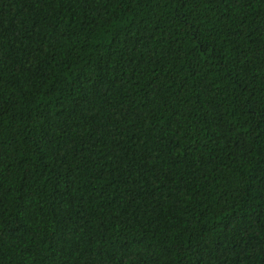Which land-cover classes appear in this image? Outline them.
<instances>
[{
	"label": "trees",
	"instance_id": "obj_1",
	"mask_svg": "<svg viewBox=\"0 0 264 264\" xmlns=\"http://www.w3.org/2000/svg\"><path fill=\"white\" fill-rule=\"evenodd\" d=\"M0 264H264V0H0Z\"/></svg>",
	"mask_w": 264,
	"mask_h": 264
}]
</instances>
